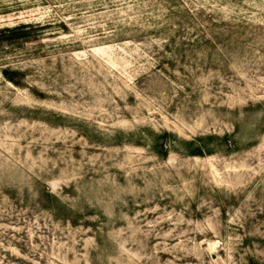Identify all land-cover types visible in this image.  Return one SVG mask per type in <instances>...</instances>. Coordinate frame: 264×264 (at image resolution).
Here are the masks:
<instances>
[{"label": "rangeland", "instance_id": "obj_1", "mask_svg": "<svg viewBox=\"0 0 264 264\" xmlns=\"http://www.w3.org/2000/svg\"><path fill=\"white\" fill-rule=\"evenodd\" d=\"M0 264H264V0H0Z\"/></svg>", "mask_w": 264, "mask_h": 264}]
</instances>
